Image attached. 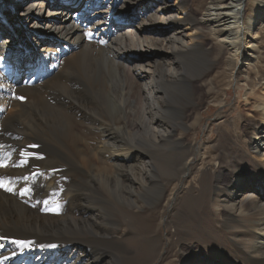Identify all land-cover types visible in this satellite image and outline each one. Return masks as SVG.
Instances as JSON below:
<instances>
[{
	"label": "bare ground",
	"instance_id": "6f19581e",
	"mask_svg": "<svg viewBox=\"0 0 264 264\" xmlns=\"http://www.w3.org/2000/svg\"><path fill=\"white\" fill-rule=\"evenodd\" d=\"M75 2L0 0V264H146L118 256L129 251L119 241L128 234L119 211L155 226L152 242L168 223L155 209L171 201L173 224L212 207L220 227L237 225L238 264H264V178L255 171L264 169V55L257 41L264 20L252 31L264 19V0H209L199 17L187 0ZM224 54L228 71L203 79ZM199 61L207 69L192 68ZM104 66L122 80L113 102ZM242 73L247 91L231 119L254 120L243 134L254 170L213 175L201 156L200 170L190 174L199 149L188 130L201 118L199 104L215 93L209 101L223 105ZM157 74L158 87L151 84ZM169 99L181 100L179 107H169ZM218 119L220 132L229 119ZM165 142L179 177L190 175L182 184L173 169L168 180L157 170L152 150ZM213 151L206 146L202 155ZM147 194L154 207L143 213L138 199ZM173 229L165 238L177 237L175 258L160 264H226L182 246Z\"/></svg>",
	"mask_w": 264,
	"mask_h": 264
},
{
	"label": "rangeland",
	"instance_id": "374dc122",
	"mask_svg": "<svg viewBox=\"0 0 264 264\" xmlns=\"http://www.w3.org/2000/svg\"><path fill=\"white\" fill-rule=\"evenodd\" d=\"M75 1V4L78 6L77 8H82L85 0ZM174 1L175 0H169L170 3H173ZM208 2L209 0H187L188 6L190 5L189 8L198 17L201 15ZM263 20L264 19L258 20L259 23H256L255 29H252L253 32L257 31V28L261 25L260 23ZM120 22L122 23L123 21L121 20ZM183 27L184 26L181 25L179 27L180 30ZM181 32L183 34L187 33L185 29H183ZM257 39L258 45H260L259 47L261 48V51L264 55V27L261 28V34L259 33V35H257ZM213 42H215L214 39ZM21 47L22 46H20L19 48L21 49ZM243 52H245V49L243 50ZM243 55L246 54L243 53ZM224 56L225 54L223 55V60L217 62V64L210 70V72H207L208 74L206 73V76H203V79H209L215 76H217V79L222 78L223 74H221L220 72L228 71V67L226 66L224 61ZM246 57L247 56H244L241 60L243 64H238L240 70H242V68H246L247 64L245 62L248 61V57ZM262 62H264V59H262ZM185 66L186 68H188L187 65ZM192 68L197 70L207 69V64L204 61H199L196 66ZM101 70L103 72L102 74H104V82L111 88V91L109 93L110 96L108 97V99L113 97L110 100L111 102H113L115 100V97L118 96V88L120 87V82H122V80L120 81V76L118 75V73L111 68L104 66ZM92 73L94 77H97V74L100 72L94 71ZM236 80L237 81H234L227 88L225 103L223 105L214 104L209 101V98L214 96L215 93L204 95L202 100L203 104H199V109L202 112L201 118L193 127H190V129L188 130V139L193 143L191 146L194 147V150L197 148L199 149L198 152L197 150H195V155L192 162V171L190 174H197L198 170H200L201 156H204V159L207 160L204 163L209 165V167L213 171V175H215L214 173L219 170H222L225 175H229L230 173H237L241 170L252 171L255 168L253 166V159L249 157L250 153L246 152V147L243 140V134L246 136L250 134V130L251 127H253L252 124L254 123V120H251L249 118L247 119L246 116L243 115L237 123L233 124L231 119L232 116L236 115L235 105L237 104L238 99H242L244 97V93L247 91L245 87L246 83L244 74L242 73L239 75V77L237 76ZM151 84L156 87L163 85V82L159 78L158 74L155 76V79ZM180 101L181 100H176L174 102V100L171 101V99H169V107H171L173 110L177 109V107H179L177 105L181 103ZM3 109L4 112H13V108L6 105L3 106ZM220 116H222V119L224 120L229 119L227 120L228 123L230 121L232 123L230 122L229 124H222L221 131L218 132L217 124L218 121H220V119H218ZM193 137H195V140L192 141ZM206 146H213L214 151L202 155L204 147ZM152 154L154 157V161L158 167L157 170L162 177H165L166 180H168L172 169L174 170L175 178L177 179L179 177L177 165H175L177 162L171 161L173 159L174 153L170 151L169 144L167 142L159 143L157 148L152 150ZM211 158H213L214 160H210ZM214 163H216L215 166ZM255 171H259L257 173H259L264 178V169H256ZM213 175H210L208 177V181L214 178ZM187 178H190V175L184 176L180 174L179 182L182 184V182ZM180 185H178V189L176 190L177 192L173 194V200H176L177 193L180 190ZM219 192L220 191L217 190L216 194L221 193ZM149 194L154 195V192H151ZM149 194L141 195L138 199L139 206L143 208V213L147 211V208L154 207V202ZM172 204V201L169 202V206H167V208H165L164 210H162V204L156 207L155 213L157 215V218L160 214H162L163 221H168V223L165 226H162L160 235L158 234L157 238L152 242H150L149 238L151 237L155 226L153 228L152 225L150 226V228L143 226L141 222L134 220V218H132L133 215H131V213H129L126 209L120 210L119 212L122 220L121 230L127 231L128 234L121 236L119 238V241L121 242V244L125 245L129 251L127 253L118 252V256L122 259L123 257H128L132 260L138 261L147 260L148 262L146 264H160L163 260L175 258L176 246L174 245V242L177 240V237H172L174 239L173 242H169L165 238V232L175 227L177 229V232L182 235V246L189 247L191 245H194L196 247L195 249L198 252L206 254L214 259H220L226 264H238V259L242 258L239 253L235 251V245L234 242H232L233 239H237L236 237H234L235 231H237V229L235 228L237 227V225L232 224L231 228L220 227L219 223L217 222V218L213 216L214 210L212 209V207L206 208L203 214L196 219L185 216L173 224V222L169 221V216L170 220L173 217V212L170 210L172 208ZM254 215L255 214L250 211L248 214V219H253ZM153 225L155 224L153 223ZM239 231L245 230L240 229ZM241 238L243 245L248 246L251 243L249 235H243ZM112 262L116 263L118 262V260H113Z\"/></svg>",
	"mask_w": 264,
	"mask_h": 264
},
{
	"label": "snow or ice",
	"instance_id": "6c2138e0",
	"mask_svg": "<svg viewBox=\"0 0 264 264\" xmlns=\"http://www.w3.org/2000/svg\"><path fill=\"white\" fill-rule=\"evenodd\" d=\"M21 99H23V98L21 97ZM20 243H21V244H24L25 242L21 241Z\"/></svg>",
	"mask_w": 264,
	"mask_h": 264
}]
</instances>
